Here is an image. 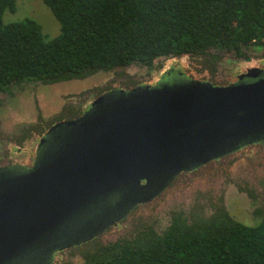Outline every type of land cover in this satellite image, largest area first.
<instances>
[{
	"label": "water",
	"instance_id": "water-1",
	"mask_svg": "<svg viewBox=\"0 0 264 264\" xmlns=\"http://www.w3.org/2000/svg\"><path fill=\"white\" fill-rule=\"evenodd\" d=\"M262 141L264 77L106 91L48 128L31 167H0V264H51L115 223L94 227L107 207H126L117 221L177 174Z\"/></svg>",
	"mask_w": 264,
	"mask_h": 264
},
{
	"label": "trees",
	"instance_id": "trees-1",
	"mask_svg": "<svg viewBox=\"0 0 264 264\" xmlns=\"http://www.w3.org/2000/svg\"><path fill=\"white\" fill-rule=\"evenodd\" d=\"M40 1L60 26L50 40L32 19L4 24L3 13L14 12L15 1L0 0V95L132 65L151 73L160 58L203 59L213 75L217 54L248 61L246 51L264 47V0ZM260 216L244 225L221 205L207 217L175 212L160 233L141 225L113 242L95 237L76 248H82L80 264H264V209Z\"/></svg>",
	"mask_w": 264,
	"mask_h": 264
},
{
	"label": "rangeland",
	"instance_id": "rangeland-1",
	"mask_svg": "<svg viewBox=\"0 0 264 264\" xmlns=\"http://www.w3.org/2000/svg\"><path fill=\"white\" fill-rule=\"evenodd\" d=\"M14 1V12L3 13L4 24L32 19L41 26L47 40L59 35L58 22L40 0ZM246 53L248 61H236L231 53L217 54L219 59L213 75L203 68V59L183 56L156 60L159 70L154 74L143 66L132 65L114 72H98L82 80L12 87L11 94L0 95V166H30L26 157L33 158L38 140L48 125L61 118L69 119L72 112L81 114L106 91L125 89L123 82L153 85L151 78L156 79L169 67H174L189 77L225 87L247 71L264 68V47L253 46ZM219 205L244 225L258 223L264 209V144L247 146L233 155L210 161L196 171L180 174L161 194L132 208L123 220L111 225L98 239L103 244L110 243L141 225H150L160 233L175 212H182L188 219L195 215L207 217ZM81 249H65L53 262L80 264L78 250Z\"/></svg>",
	"mask_w": 264,
	"mask_h": 264
},
{
	"label": "flooded vegetation",
	"instance_id": "flooded-vegetation-1",
	"mask_svg": "<svg viewBox=\"0 0 264 264\" xmlns=\"http://www.w3.org/2000/svg\"><path fill=\"white\" fill-rule=\"evenodd\" d=\"M159 70V69H158ZM157 71V70H156ZM156 71H154L155 73H156ZM192 70H190V72H191ZM257 71V72H256ZM261 71V72H260ZM154 72H153V74H154ZM192 73V72H191ZM153 77V76H152ZM264 77V68L263 69H253V70H251V71H247L246 73H244L243 75H241L234 83H231V84H235V83H237V84H247V83H252V82H255V81H257L258 79H262ZM186 79H190V80H193V79H195V78H193V77H189L185 72H183V71H181L180 69H178V68H174V67H169L167 70H165L161 75H159V77L158 78H151L150 79V82L151 81H153V85H155L157 82H159V81H161L162 83H164V84H175V83H182V82H186ZM196 81H200V80H197V79H195ZM203 82H206V81H203ZM208 83V82H207ZM210 84V83H209ZM231 84H229V85H231ZM139 85H143V83L142 84H139ZM144 85H147V84H144ZM229 85H227V86H229ZM213 86V85H212ZM130 89V88H129ZM125 90H127V89H125ZM101 95V94H100ZM99 96V95H98ZM97 96V97H98ZM89 107H90V105H89ZM89 107L87 108V110L89 109ZM85 111H83L81 114H83ZM80 116V115H79ZM78 116V117H79ZM77 118V117H76ZM75 119V118H74ZM72 120V119H71ZM59 121H62V120H59ZM59 121H57V122H59ZM47 131V130H46ZM45 133V132H44ZM43 135V134H42ZM41 135V136H42ZM39 141V140H38ZM255 144H264V141H262V142H256V143H251V144H248V145H245V146H242V147H239V148H237V149H235V150H233V151H231V152H228V153H226V154H223V155H221L220 157H218L217 159H214V160H212V161H218L220 158H222V157H225V156H229V155H233V154H235L236 152H238V151H240V150H242V149H244L245 147H247V146H250V145H255ZM35 153H36V149H35V152H34V156H33V158H30L29 156H27L26 157V160L27 161H30L31 162V164H30V166H25V165H7V166H0V167H13V166H17V167H23V168H29V167H31L32 166V164H33V162H34V158H35ZM207 164V163H206ZM205 165V164H204ZM204 165H202V166H204ZM202 166H200V167H198L197 169H195V170H192V171H188V172H193V171H196V170H198V169H200ZM188 172H181V173H179V174H177L176 175V177L171 181V183L180 175V174H182V173H188ZM170 183V184H171ZM170 184L168 185V187L170 186ZM167 187V188H168ZM166 188V189H167ZM135 208V207H134ZM124 209H126V207H123V206H119V205H116V206H114V207H107L106 208V210H107V213H105L104 214V212H102V213H97V214H95L96 216H97V220H96V222H95V225H94V227L96 228V227H98V226H101L102 224H105L106 222H118V220L116 221V220H114L117 216H118V214H120L122 211H125ZM105 210V211H106ZM124 218L122 217L121 219H119V220H123ZM81 222H83V220L81 221ZM80 222V223H81ZM84 223V222H83ZM82 223V224H83ZM81 224V225H82ZM111 226V225H110ZM109 226V227H110ZM109 227H107L103 232H102V234L109 228ZM101 235V234H100ZM99 235V236H100ZM98 237V236H97ZM80 245H82V244H80ZM76 247H78V246H74V247H70V248H76ZM67 249H69V248H67Z\"/></svg>",
	"mask_w": 264,
	"mask_h": 264
}]
</instances>
